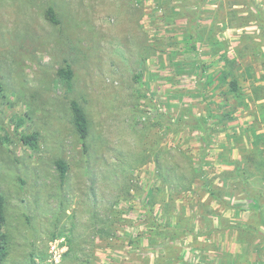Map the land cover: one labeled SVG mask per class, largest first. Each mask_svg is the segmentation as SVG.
I'll return each instance as SVG.
<instances>
[{
    "label": "rangeland",
    "instance_id": "obj_1",
    "mask_svg": "<svg viewBox=\"0 0 264 264\" xmlns=\"http://www.w3.org/2000/svg\"><path fill=\"white\" fill-rule=\"evenodd\" d=\"M0 83L2 264H264V226L231 177L234 161L252 168L264 217V170L247 161L253 135L264 152V0H0Z\"/></svg>",
    "mask_w": 264,
    "mask_h": 264
},
{
    "label": "trees",
    "instance_id": "obj_2",
    "mask_svg": "<svg viewBox=\"0 0 264 264\" xmlns=\"http://www.w3.org/2000/svg\"><path fill=\"white\" fill-rule=\"evenodd\" d=\"M45 17L46 19L54 24V25H58L59 22L56 18L55 12L54 10L49 7L45 13ZM190 41H192L190 43V47L192 49L195 48V40L197 38H195V35L192 34L189 37ZM216 44H212V46L216 49H218L217 47L221 46V42L219 41H215ZM220 62L223 64V68L221 69V71L219 72V79L222 82H225L228 84V91L230 93V95L232 96L233 99L235 100H241L242 94H241V90L238 86V81L236 78V74L235 69L238 66V63L235 59H231L227 56L226 53H223L220 57ZM205 71L204 67L200 68V74L202 75ZM250 72V71H249ZM58 76L64 81L66 88L68 90L71 89L72 86V79H73V72L70 68V66L68 64H66L64 67L60 68L57 71ZM235 74V75H234ZM140 77H137V79L139 80ZM3 88L2 85L0 83V97L2 94ZM256 101H262L261 104L259 105V110L262 112V117H264V98L260 99L257 98ZM69 107H70V111H71V115H72V124L73 127L75 129V132L78 135V138L80 139L82 146L84 148H86V141L88 140L89 136H90V121L88 119L87 114L85 113V110L83 109V107L75 100H71L69 102ZM230 112V111H229ZM226 113L222 118H230V113ZM158 120L160 122H162V118L158 117ZM194 122H196V120H193ZM192 125H188V126H193L194 123H191ZM169 127H173L174 130L179 129L180 127L178 125H171V124H166ZM199 130L202 132L203 136H204V140L206 141V147L209 145L210 142V129L207 127V125L205 123H202ZM253 141H252V148L251 150L248 152L247 155V161H250L251 163H254V165L256 167H258L259 169H263L264 170V152L260 151L261 149H258L256 145L257 139L258 140H263L261 135H253L252 137ZM22 141H24L25 143H27L29 146L31 147H35V139L33 136H26V137H22ZM262 152V153H261ZM261 153V154H260ZM260 157L259 160H257L256 158ZM56 167L59 171V176L60 179L63 180L65 178L66 172H67V164L62 161L59 160L56 162ZM196 174L194 176V178H197L198 172L195 170ZM253 173H252V168L248 167L246 164H244L241 161H234L233 162V170L231 171V177L234 178L235 180H237V183L240 187V192L248 195L251 199V204L249 205L250 210H253L257 213V215L259 216V220H260V224L262 226H264V217L262 212L260 211L259 208V201L260 199H262V195H260V193H255L253 195H250V189H249V180L252 178ZM201 188H206L208 189V194L209 196H211L214 200H219L221 201V199L219 198V195L216 193H214L212 190L209 189L208 185L205 183H203L201 185ZM253 196V197H252ZM6 223V215H5V201L3 196L0 194V264L3 263V261L5 260L6 256H7V250H6V245H7V237L6 234H4L2 232L3 227ZM155 228L157 229L156 231V236H160L164 235L167 233H169V231H167L166 229H164L163 227H160L159 225H155Z\"/></svg>",
    "mask_w": 264,
    "mask_h": 264
}]
</instances>
